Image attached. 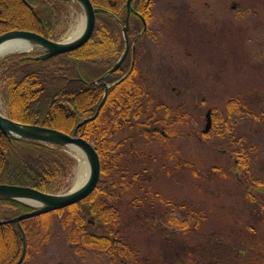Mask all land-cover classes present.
<instances>
[{
  "label": "rangeland",
  "instance_id": "1",
  "mask_svg": "<svg viewBox=\"0 0 264 264\" xmlns=\"http://www.w3.org/2000/svg\"><path fill=\"white\" fill-rule=\"evenodd\" d=\"M154 3L150 34L140 39L134 55L135 82L152 100L149 116L154 107H162L155 117L164 121L170 140L135 139V131L122 130L110 138L115 147L122 141V156L112 173L119 180L124 172L126 185L135 173L142 174L148 179L141 182L146 191L128 186L121 195H149L151 188L150 195L158 193L181 206L169 214L187 221L190 231L159 219L153 225L148 220L129 224L125 232L142 257L136 264H249L255 251L257 263L264 264V209L259 208L264 206V184L260 190L255 186L264 183V0ZM62 19L61 40L84 14L70 1ZM133 39L128 38L129 49ZM19 55L0 59V75L5 60ZM229 102L238 103V112H228ZM208 111L223 120L213 136L203 138ZM0 114L7 116L1 100ZM111 116L114 119L115 112ZM220 127L222 138L216 135ZM62 151L75 162L66 194L81 170L68 147ZM237 155L247 156L245 169L234 168ZM248 194L256 206L246 199ZM199 212L203 220L196 227L190 214ZM37 240L40 250L25 264H107L102 257L84 261L74 256L58 227L47 244Z\"/></svg>",
  "mask_w": 264,
  "mask_h": 264
},
{
  "label": "trees",
  "instance_id": "2",
  "mask_svg": "<svg viewBox=\"0 0 264 264\" xmlns=\"http://www.w3.org/2000/svg\"><path fill=\"white\" fill-rule=\"evenodd\" d=\"M89 1L96 10V23L84 47L45 61H35L33 58L36 55L30 58L19 55L5 60L0 75V100L8 119L71 135L76 125L95 114L104 95L103 83L112 85L128 72L130 56L116 72L103 82L99 81L119 60L124 50L122 27L125 24L127 0ZM131 7L142 21L131 16L128 38L137 33L141 34L140 41L148 33V26L153 20V4L148 3L143 7L142 0H133ZM67 9V0H0V36L7 32L24 31L57 42L63 34L62 15ZM142 22L146 25L145 32ZM137 49L138 44L135 53ZM136 75L137 70L133 67L122 82L107 91L96 119L78 130V137L93 146L100 160V180L94 192L66 209L22 221L19 225H0V264L17 263L22 251L19 226L26 240L22 264L31 261L33 252H39L37 239L47 244L49 234L55 227L59 228L74 256L84 261L102 257L107 264H136L137 258H142L125 232L131 223L143 225L148 220L153 225L159 219L181 232L190 231L187 221H179L169 214L175 209L180 210L181 206L174 205L158 193L150 195L151 188H147L149 195H121L123 188L128 186L144 193L146 189L141 182L148 179L142 174L135 173L128 185L124 172L119 180L113 176V165L122 156V141L116 147L110 142L115 134L122 130L131 134L133 130L135 139L143 136L159 142L170 140L167 139L170 135L164 121L155 117L162 107H154L149 116L152 100L149 93L135 82ZM227 108L228 112L236 113L238 103L229 102ZM112 111L115 112L114 119ZM210 117L211 129L207 134H201L203 138L213 136L211 133L216 130V124L219 127L223 120L211 111ZM153 124L157 127H152ZM226 131L229 133L228 128ZM224 134L223 128L217 129L219 138ZM62 149L26 141H8L0 132V185L26 187L50 195L63 193L68 188L75 162ZM132 151L128 149V152ZM136 154L144 158L141 152ZM237 158L234 168L245 169L247 156L237 155ZM263 184L256 183V190H260ZM246 199L256 206L251 195H246ZM259 208L263 211L264 206ZM31 211L20 203L0 200V222H8ZM190 217L195 220L196 227L203 220L200 212L191 213ZM32 223L33 228L27 226ZM257 253L254 252L249 264H260L257 263L260 258ZM238 254L241 256V252L238 251ZM245 254L243 251L242 255Z\"/></svg>",
  "mask_w": 264,
  "mask_h": 264
},
{
  "label": "water",
  "instance_id": "3",
  "mask_svg": "<svg viewBox=\"0 0 264 264\" xmlns=\"http://www.w3.org/2000/svg\"><path fill=\"white\" fill-rule=\"evenodd\" d=\"M72 1L77 3V5L81 8L85 20L84 31L76 39L67 42H62V41L52 42L39 36L38 34L24 32V31H12V32L4 33L3 35L0 36V45L7 41H13V40H19L25 42L34 49L38 50L36 52L38 53V56L33 58L35 61L49 60L56 56L74 52L77 49L81 48L88 42V40L90 39L93 33V29L95 26L96 10L92 7L89 0H72ZM131 2L132 0H127L126 2L127 17L129 16L130 12H132ZM125 23L126 25L122 29L123 37L125 41L124 51L120 59L114 64L112 69L101 78V81L105 79L108 75L116 72L123 64L128 54L129 51V44L127 38L128 21L126 20ZM143 31H145V27ZM132 51H134V46H132ZM26 55L30 58V54L26 53ZM103 86L105 88L104 96L95 114L93 115V117L89 119H85L82 122H80L78 125H76L71 135L53 129L45 128L42 126L21 124L12 121L7 117H5L4 115L0 114V132L8 141H26V142L37 143L49 147L65 148V147L73 146L82 153L88 168V176L84 184L77 190H73L66 194L50 195L26 187L0 185V200L14 201L32 210L30 213L22 214L18 217H15L9 220L7 223L19 225V223L22 221L66 209L70 206H73L85 200L94 192L100 179V173H101L100 160L93 146L84 139L79 138L77 132L81 126H83L88 122L93 121L98 116L101 106L106 99V93L108 89L111 88L106 84H103ZM210 129H211V118H210V112H208L206 115L205 129L202 131V133L207 134L210 131ZM2 224L4 223L0 222V225ZM19 231L22 240V251L16 264H22L26 252L25 235L22 232L20 226H19Z\"/></svg>",
  "mask_w": 264,
  "mask_h": 264
},
{
  "label": "bare ground",
  "instance_id": "4",
  "mask_svg": "<svg viewBox=\"0 0 264 264\" xmlns=\"http://www.w3.org/2000/svg\"><path fill=\"white\" fill-rule=\"evenodd\" d=\"M133 1V0H132ZM91 3V2H90ZM91 5H92V3H91ZM92 7H93V5H92ZM94 8V7H93ZM131 10H132V12H130V14H129V16L127 17V11H126V17H125V22H126V20L128 21V31H129V28H130V21L132 20L131 19V16H135L137 19L139 18L141 21H142V18L133 10V8L131 7ZM96 14V13H95ZM118 22V24L121 26V23H120V21H117ZM95 23H96V19H95ZM143 23V22H142ZM135 24V21H133V25ZM126 25V23L124 24V26ZM124 26L122 27V29L124 28ZM144 27H145V30H146V25L143 23V29H144ZM84 28H85V20L84 19H82V20H80L79 22H78V24H76V26L73 28V29H71L70 30V32L65 36V38L64 39H62V42H67V41H72V40H74V39H76L77 37H79L81 34H82V32L84 31ZM94 28H95V26H94ZM149 30V29H148ZM93 31H94V29H93ZM128 31H127V37H128ZM145 32V31H144ZM93 34V33H92ZM150 34V32L148 31V33L146 34V37L148 36ZM39 36H41V35H39ZM92 36V35H91ZM122 36H123V32H122ZM134 38H136L137 36L140 38V36H141V34H137V33H135L134 35ZM42 37V36H41ZM44 38V37H43ZM91 38V37H90ZM138 38V39H139ZM85 46V45H84ZM84 46H82V47H84ZM81 47V48H82ZM81 48H79V49H81ZM34 48L33 47H31L29 44H27V43H25V42H22V41H19V40H13V41H7V42H5V43H3V44H1L0 45V59H3L4 57H6V56H9V55H14V54H26V53H29V52H31V50H33ZM79 49H77V50H79ZM129 53V52H128ZM129 56V55H128ZM121 57V56H120ZM126 58H127V56H126ZM126 58H125V60H126ZM120 59V58H119ZM124 60V61H125ZM114 66V65H113ZM112 66V67H113ZM112 67L106 72V73H108L111 69H112ZM134 67V63H133V61L132 62H130V68L129 69H132ZM105 73V74H106ZM104 74V75H105ZM113 74V73H112ZM112 74H110V75H112ZM103 75V76H104ZM110 75H108L107 77H109ZM102 76V77H103ZM102 77H100L99 78V81H101V78ZM106 77V78H107ZM105 78V79H106ZM79 79L81 80V78L79 77ZM104 80V79H103ZM102 80V81H103ZM101 81V82H102ZM119 82H122L121 80H119ZM107 94V93H106ZM104 96V95H103ZM103 99V98H102ZM102 102V101H101ZM100 102V103H101ZM104 104V103H103ZM103 104H102V106H103ZM100 105V104H99ZM98 105V106H99ZM102 106H101V108H102ZM98 108V107H97ZM97 110V109H96ZM96 112V111H95ZM68 149H69V154L72 156V157H74L75 159H77L78 160V163H79V168H80V170H81V176L77 179V182L75 183V185H74V187H73V190H77L78 188H80L83 184H84V182H85V180H86V178H87V176H88V168H87V165H86V163H85V160H84V157H83V155H82V153L77 149V148H75V147H73V146H70V147H68ZM72 190V191H73Z\"/></svg>",
  "mask_w": 264,
  "mask_h": 264
},
{
  "label": "flooded vegetation",
  "instance_id": "5",
  "mask_svg": "<svg viewBox=\"0 0 264 264\" xmlns=\"http://www.w3.org/2000/svg\"><path fill=\"white\" fill-rule=\"evenodd\" d=\"M148 3H152V4H153L152 9L155 7L154 0H142V5H143V7H145V5L148 4ZM138 38H139L138 36H137L136 38H134V39H133V42L131 43V46H130V47H132V45L135 44V50H136V45H137L138 42H139V39H138ZM135 50H134V52L132 53V50H131V48H130L129 53H128V55H129L130 58H131L130 62L133 61V63H134ZM124 62H125V61H124ZM129 70H130V69H129ZM74 129H75V128H74ZM78 130H79V129H78ZM72 132H73V131H72ZM77 133H78V132H77Z\"/></svg>",
  "mask_w": 264,
  "mask_h": 264
}]
</instances>
